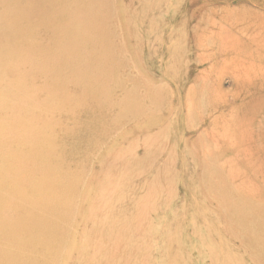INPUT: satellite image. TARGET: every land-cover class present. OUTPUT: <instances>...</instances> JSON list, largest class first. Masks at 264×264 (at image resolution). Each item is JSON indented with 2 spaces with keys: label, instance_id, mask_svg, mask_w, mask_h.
<instances>
[{
  "label": "rangeland",
  "instance_id": "obj_1",
  "mask_svg": "<svg viewBox=\"0 0 264 264\" xmlns=\"http://www.w3.org/2000/svg\"><path fill=\"white\" fill-rule=\"evenodd\" d=\"M143 1L0 0L2 264H264V0Z\"/></svg>",
  "mask_w": 264,
  "mask_h": 264
},
{
  "label": "bare ground",
  "instance_id": "obj_2",
  "mask_svg": "<svg viewBox=\"0 0 264 264\" xmlns=\"http://www.w3.org/2000/svg\"><path fill=\"white\" fill-rule=\"evenodd\" d=\"M1 1L3 2V0H1ZM10 1H11V0H10ZM13 1H14V3L18 2V1L15 2V0H13ZM22 1H23V0H21L20 3H22ZM33 1H36V2H35V3H36V6L40 5L41 3L43 4V6H44V11L47 12L48 14H50V19H49V20H44L45 17H44L43 15H42V17H41V15H40V17H39V16L36 14V12H34L35 10H33V11L31 12V14H32V18H31V19H33V21H31V23H33L36 19H38L37 21H40L39 24L42 25V27H44L45 29H47V31H49L50 33L52 32L51 35H53V33H57L58 31H59V32H60V31L62 32V30H64V28L67 26L68 23H69V24H70V23L72 24V22H67V20H63V19H62V17L65 16V14H67V12L69 11V10H68V6L71 7L70 4H69V2H71V0H33ZM80 1H81V0H80ZM85 1H87V0H85ZM144 1H145V0H144ZM144 1H143V2H144ZM158 1H159V0H158ZM24 2H25V0H24ZM78 2H79V1H78ZM83 2H84V1H83ZM89 2H92V1H89ZM93 2H94V1H93ZM145 2H146V1H145ZM159 2H160V1H159ZM178 2H179V1H178ZM181 2H182V1H181ZM184 2H185V1H184ZM189 2H190V1H189ZM18 3H19V2H18ZM28 3H29V2H28ZM39 3H40V4H39ZM74 3L76 4L75 0H74ZM79 3H80V2H79ZM94 3H96V1H95ZM138 3H139V2H138ZM147 3H151V2H147ZM153 3H155V2H153ZM156 3H157V2H156ZM160 3H161V2H160ZM11 4H12V3H11ZM23 4H25V3H23ZM42 4H41V6H42ZM80 4H81V3H80ZM83 4H84V3H83ZM135 4H136V3H135ZM145 4H146V3H145ZM162 4H163V3H162ZM170 4H171V3H170ZM12 5H13V4H12ZM15 5H16V4H15ZM26 5H27V4H26ZM137 5H138V4H136V6H137ZM150 5H151V4H150ZM154 5H155V4H154ZM4 6H5V5H4ZM4 6H3V7H4ZM13 6H14V5H13ZM18 6L21 7L20 5H17V8H18ZM43 6H42V8H43ZM94 6H95V5H94ZM100 6H101V5H100ZM142 6H143V5H142ZM146 6H148V5L146 4ZM152 6H153V5H152ZM158 6H159V5H158ZM167 6H168V5H167ZM167 6H166V7H167ZM170 6H171V5H170ZM28 7H29V6H28ZM75 7H76V6H75ZM91 7H93V6H91ZM179 7H180V6H179ZM13 8H14V7H13ZM21 8H22V7H21ZM21 8H20V9H21ZM26 8H27V7H26ZM31 8H32V7H31ZM72 8H73V7H72ZM72 8H71L70 10H72ZM132 8H133V7H132ZM142 8H143V7H142ZM146 8H147V7H146ZM150 8H151V7H150ZM152 8H153V7H152ZM158 8H159V7H158ZM190 8H191V7H190ZM20 9H19V10H20ZM27 9H28V8H27ZM32 9H33V8H32ZM73 9H74V8H73ZM75 9H76V8H75ZM78 9H79V8H77V11H78L77 13H79V10H80V9H79V10H78ZM89 9H90V7H89ZM91 9H92V8H91ZM134 9H135V7H134ZM147 9H148V8H147ZM3 10H4V9H3ZM21 10H22V9H21ZM29 10H30V9H29ZM39 10H40V9H39ZM81 10H82V9H81ZM87 10H88V9H87ZM87 10H86V11H87ZM139 10H140V9H139ZM145 10H146V9H145ZM154 10H155V9H154ZM173 10H174V8H173ZM207 10H208V9H207ZM90 11H91V10H90ZM100 11H102V9H101ZM136 11H137V10H136ZM152 11H153V10H152ZM158 11H159V10H158ZM204 11H205V10H204ZM204 11H203V12H204ZM1 12H2V11H1ZM16 12L18 13V10H17V9H16ZM24 12H25V11H24ZM75 12H76V11H75ZM75 12H74L73 14H75ZM134 12H135V11H134ZM147 12H148V11H147ZM149 12H150V11H149ZM230 12H231V11H230ZM230 12H229V13H230ZM232 12H233V11H232ZM37 13L39 14V12H37ZM77 13H76V14H77ZM91 13H92V15H88V14H87V16H89V17H90V16H93V13H94V12L91 11ZM91 13H90V14H91ZM102 13H103V11H102ZM142 13H143V12H142ZM152 13H153V12H152ZM201 13H202V12H201ZM207 13H208V12H207ZM209 13H210V12H209ZM227 13H228V12H227ZM9 14H10V13H9ZM14 14H15V13H14ZM19 14H20V13H19ZM25 14H26V12H25ZM76 14H75V15H76ZM128 14H129V13H128ZM156 14H157V13H156ZM199 14H200V13H198V16H199ZM224 14H225V13H224ZM22 15H23V14H22ZM133 15H134V14H133ZM139 15H140V14H139ZM142 15H143V14H142ZM144 15H145V14H144ZM151 15H153V14H151ZM160 15H161V13H160ZM160 15H158V16H160ZM205 15H206V14H205ZM207 15H208V14H207ZM228 15H229V14H228ZM232 15H233L232 17L235 16L234 14H232ZM20 16H21V14H20ZM67 16H69V15H67ZM83 16H84V15H83ZM99 16H100V15H99ZM116 16H117V15H116ZM162 16H163V15H162ZM194 16H195V15H194ZM194 16H193V17H194ZM210 16H211V14H210ZM21 17H23V16H21ZM76 17H77V16H76ZM94 17H95V13H94ZM132 17H134V16H132ZM141 17H142V16H141ZM154 17H155V16H154ZM204 17H205V16H204ZM235 17H236V16H235ZM2 18H3V17H2ZM8 18H9V17H8ZM18 18H19V16H18ZM42 18H43V20H42ZM69 18H70V16L68 17V19H69ZM80 18H81V17H80ZM99 18H100V17H99ZM126 18H127V17H126ZM152 18H153V16H152ZM157 18H159V17H157ZM190 18H191V17H190ZM208 18H209V17H208ZM29 19H30V18H29ZM29 19H28V20H29ZM70 19H71V18H70ZM89 19H90V18H89ZM95 19H97V17H96ZM139 19H141V18H139ZM142 19H143V18H142ZM1 20H2V19H1ZM20 20H21V18H20ZM80 20H81V19H80ZM90 20H91V19H90ZM99 20H100V19H99ZM128 20H129V19H128ZM130 20L132 21V18H131ZM136 20H137V19H136ZM144 20H145V19H144ZM153 20L155 21V19H153ZM153 20H152V21H153ZM8 21H9V20H8ZM8 21H7V23H8ZM93 21H94V19H93ZM148 21H149V20H148ZM202 21H203V20H202ZM15 22H16V21H15ZM21 22H22V20H21ZM97 22H98V21H97ZM97 22H94V23H97ZM146 22H147V21H146ZM156 22H157V21H156ZM156 22H155V23H156ZM7 23H5V24H7ZM10 23H11V22H10ZM10 23H9V24H10ZM17 23H18V22H17ZM94 23H93V24H94ZM149 23H150V22H149ZM153 23H154V22H153ZM158 23H159V21H158ZM168 23H169V22H168ZM203 23H204V21H203ZM20 24H21V23H20ZM69 24H68V26H69ZM80 24L83 25L84 23L82 22V23H80ZM165 24H166V23H165ZM165 24H164V25H165ZM200 24H201V23H200ZM205 24H206V23H205ZM10 25H12V24H10ZM30 25H31V24H30ZM73 25H74V24H73ZM96 25H97V24H96ZM153 25H154V24H153ZM157 25H158V24H157ZM157 25H156V26H157ZM197 25H198V23H197ZM201 25H202V24H201ZM247 25H248V24H247ZM259 25H260V24H259ZM64 26H65V27H64ZM84 26H86V25H84ZM97 26H98V25H97ZM165 26H166V25H165ZM254 26H255V25H254ZM260 26H261V25H260ZM5 27H6V26H5ZM71 27H73V26L71 25ZM148 27H149V26H148ZM171 27H172V26H171ZM200 27H202V26H200ZM67 28H68V27H67ZM83 28H84V27H83ZM156 28H157V27H156ZM169 28H170V27H169ZM35 29H36V28H35ZM69 29H72V28L69 27ZM92 29H93V28H92ZM147 29H148V28H147ZM170 29H171V28H170ZM170 29H169V30H170ZM199 29H200V28H199ZM252 29H254V27H253ZM256 29H257V27H256ZM38 30H39V29H38ZM98 30H99V28H98ZM98 30H97V32H98ZM249 30H251V29H249ZM94 31H95V29H94ZM208 31H209V30H208ZM244 31H245V28H244ZM257 31H258V29H257ZM259 31H260V30H259ZM35 32H36V31H35ZM65 32H66V34L68 33L66 30H65ZM65 32H64V33H65ZM95 32H96V31H95ZM97 32H96V33H97ZM99 32H100V30H99ZM156 32H157V31H156ZM168 32H169V31H168ZM211 32H212V31H211ZM211 32H210L209 34H212V33H213V32H212V33H211ZM242 32H243V31H242ZM253 32H254V31H253ZM255 32H256V31H255ZM87 33H88V32H87ZM89 33H90V32H89ZM89 33H88V34H89ZM216 33H217V32H216ZM218 33H219V32H218ZM244 33H245V32H244ZM248 33H249V31H248ZM251 33H252V32H251ZM66 34H65V36H66ZM90 34H91V33H90ZM219 34H220V33H219ZM239 34H240V33H239ZM255 34H257V33H255ZM18 35H19V34H18ZM49 35H50V34H49ZM60 35H61V34H60ZM197 35H198V34H197ZM206 35H207V34H206ZM221 35H222V34H221ZM221 35H220V36H221ZM223 35H224V34H223ZM245 35H247V34H245ZM253 35H254V33H253L251 36H253ZM34 36H35V35H34ZM57 36H59V35H57ZM89 36H90V35H89ZM91 36H92V35H91ZM200 36H201V38H202V35H200ZM207 36H208V35H207ZM235 36H236V35H235ZM247 36H248V35H247ZM251 36H250V37H251ZM254 36H255V35H254ZM60 37H61V36H60ZM250 37H249V38H250ZM261 37H262V36H261ZM263 37H264V36H263ZM48 38H50V36H49ZM53 38H54V37H53ZM55 38H56V37H55ZM70 38H71V37H70ZM215 38H216V37H215ZM224 38H225V36H224ZM32 39H33V38H32ZM57 39H58V38H57ZM64 39H65V38H64ZM67 39H68V37H67ZM73 39H74V38H73ZM204 39H205V38H204ZM206 39H207V37H206ZM208 39L210 40L211 38L208 36ZM213 39H214V38H213ZM226 39H229V38H226ZM231 39H232V38H231ZM231 39H229V40H231ZM238 39H239V38H238ZM247 39H248V38H247ZM258 39H260V37H259ZM41 40H42V39H41ZM61 40H63V38L60 39V41H61ZM197 40H198V39H197ZM201 40H202V39H201ZM217 40H218V39H217ZM252 40H253V39H252ZM48 41H49V40H48ZM48 41H47V42H48ZM51 41H52V40L50 39V42H51ZM54 41H55V40H54ZM60 41H59V42H60ZM65 41H66V40H65ZM68 41H69V40H68ZM92 41H93V40H92ZM94 41H95V40H94ZM94 41H93V42H94ZM205 41H206V40H205ZM212 41H214V40H212ZM223 41H224V40H223ZM233 41H234V40H233ZM233 41H232V42H233ZM238 41H239V40H238ZM242 41H243V40H242ZM242 41H241V42H242ZM248 41H249V40H248ZM254 41H255V40H254ZM254 41H253V42H254ZM260 41H264V39H263V40H260ZM57 42H58V41H57ZM57 42H56V43H57ZM96 42H98V41H96ZM96 42H95V43H96ZM200 42H201V41H200ZM200 42H199V43H200ZM221 42H222V39H221ZM225 42H226V40H225ZM241 42H240V43H241ZM250 42H252L251 39H250ZM29 43H30V42H29ZM33 43H34V41H33ZM202 43H203V42H202ZM212 43H213V42H212ZM228 43H229V41H228ZM230 43H231V42H230ZM230 43H229V44H230ZM235 43H236V42H234V44H235ZM257 43H259V42H257ZM263 43H264V42H263ZM45 44L47 45L48 43H45ZM60 44H61V43H60ZM200 44H201V43H200ZM203 44H204V43H203ZM208 44H209V43H208ZM208 44H207V45H208ZM217 44H218V43H217ZM219 44H220V43H219ZM237 44H239V43H237ZM237 44H236V45H237ZM254 44H255V43H254ZM51 45H52V44H51ZM53 45L56 46V44H54V42H53ZM213 45H214V44H213ZM223 45H224V44H223ZM225 45H226V44H225ZM231 45H232V43H231ZM241 45H242V44H241ZM248 45H249V44H248ZM48 46H49V44H48ZM204 46H205V45H204ZM221 46H222V45H221ZM93 47H94V46H93ZM219 47H220V46H219ZM230 47H232V46H230ZM230 47H229V48H230ZM261 47H262V46H261ZM64 48H65V47H64ZM95 48H96V47H95ZM253 48L255 49L254 45H253ZM258 48H259V47H258ZM51 49H52V48H51ZM224 49H225V48H224ZM226 49H227V48H226ZM230 49H231V48H230ZM232 49H233V48H232ZM222 50H223V49H222ZM222 50H221V51H222ZM243 50H244V49H243ZM256 50H257V49H256ZM42 51H43V50H42ZM71 51H72V50H70V52H71ZM223 51H224V50H223ZM254 52H255V51H254ZM256 53H257V51H256ZM256 53H255V54H256ZM46 54H47V53H45V55H46ZM42 55H43V53H42ZM93 55H94V54H93ZM247 55H248V54H247ZM251 56H252V55H251ZM259 56H260V55H259ZM50 57H51V55H50ZM32 59H33V58H32ZM32 59H31V60H32ZM46 61H47V59H46ZM50 61H51V60H50ZM50 61H49V62H50ZM54 61H55V60H54ZM51 63H52V62H51ZM57 64H58V63H57ZM58 65H59V64H58ZM71 68H73V67H71ZM75 68H76V67H75ZM52 69H53V68H52ZM56 69H57V68H56ZM73 69H74V68H73ZM83 69H85V68H83ZM86 69H87V68H86ZM86 69H85V70H86ZM101 69H102V68H101ZM101 69H100V70H101ZM53 70H54V69H53ZM74 70H75V71H77V70L79 71L80 69L78 68L77 70H76V69H74ZM69 71H70V70H69ZM78 71H77V72H78ZM71 72H72V71H71ZM73 72H74V71H73ZM80 72H81V71H80ZM82 72H84V71H82ZM66 73H67V74H66ZM66 73H65V75H68V72H66ZM70 74H72V73L69 72V75H70ZM74 74H75V73H74ZM71 76H72V75H71ZM66 77H67V76H65V78H66ZM69 77H70V76H69ZM69 77H67V78H69ZM74 77H75V76H74ZM246 77H247V76H246ZM71 78H72V77H71ZM247 78L250 79L249 76H248ZM65 80H66V79H65ZM62 81H63V80H62ZM62 81H61V82H62ZM63 82H65V81H63ZM68 82H69V81H68ZM72 86H73V85H72ZM83 87H84V86H83ZM200 98H201V97H200ZM198 100H199V98H198ZM196 102H197V101H196ZM199 104H200V101H199ZM205 106H206V105H205ZM207 106H208V105H207ZM198 107H199V106H198ZM197 109H198V108H197ZM200 109H201V108H200ZM201 110H202V109H201ZM203 111H204V110H203ZM233 111H234V110H233ZM197 112H198V110H197ZM200 112H201V111H200ZM236 112H237V111H236ZM251 112H252V111H251ZM233 114H234V113H233ZM201 115H202V114H201ZM199 116H200V115H199ZM220 118H221V117H220ZM220 118H219V119H220ZM227 118H228V117H227ZM229 118H230V117H229ZM248 118H249V117H248ZM191 119H192V118H191ZM206 119H207V118H206ZM216 119H217V118H216ZM200 120H201V119H200ZM224 120H225V119H224ZM192 121H193V119H192ZM198 121H199V120H198ZM221 121H222V120H221ZM230 121H231V120H230ZM207 122H208V121H207ZM211 122H212V121H211ZM214 122H215V121H214ZM226 122H227V121H226ZM246 122H247V121H246ZM232 123H233V122H232ZM239 123H240V122H239ZM232 125H233V124H232ZM196 126H197V125H196ZM209 127H210V129H211V126H209ZM223 127H224V126H223ZM227 127H228V126H227ZM235 127H236V126H235ZM221 128H222V126H221ZM201 129H202V127H201ZM210 129H209V130H210ZM212 130H213V129H212ZM210 131H211V130H210ZM221 131H222V129H221ZM199 132H200V130H199ZM214 132H215V131H214ZM222 132H224V131H222ZM239 132H240V131H239ZM252 133H253V131H252ZM220 134H221V133H219V135H220ZM240 134H241V133H240ZM249 134H250V133H249ZM200 135H201V134H200ZM210 135H212V134H210ZM255 135H256V134H255ZM223 136H224V134H223ZM197 137H198V135H197ZM218 137H219V136H218ZM233 137H234V136H233ZM249 137H250V136H249ZM198 138H199V137H198ZM213 138H215V137H213ZM227 138H228V136H227ZM251 138H252V137H251ZM210 139H211V138H210ZM215 139H216V138H215ZM215 139H214V140H215ZM220 139H221V137H220ZM232 139H233V138H232ZM249 139H250V138H249ZM211 140H212V139H211ZM212 141H213V140H212ZM230 141H231V140H230ZM199 144H200V143H199ZM214 144H215V143H214ZM214 144H213V145H214ZM254 144H255V143H254ZM4 145H5V144H4ZM192 145H193V144H192ZM203 145H204V144H203ZM213 145H212V146H213ZM217 145H218V143H217ZM227 145H229V144H227ZM204 146H205V145H204ZM214 146H215V145H214ZM229 146H230V145H229ZM244 146H245V145H244ZM244 146H243V149H241V147H240L241 151L244 150V148H245ZM255 146H256V148H257V146L259 147V145H256V144H255ZM2 147H3V146H2ZM217 147H218V146H217ZM249 147H250V146H249ZM189 148H191V145H190ZM193 148H194V147H193ZM193 148H192V149H193ZM199 148H200V147H199ZM203 148H204V147H203ZM254 148H255V147H254ZM260 148H261V147H260ZM204 149H205V148H204ZM246 149H247V148H246ZM189 150H190V149H189ZM201 150H202V149H201ZM206 150H207V149H206ZM217 151H218V150H217ZM236 151H237V150H236ZM28 152H30V151H28ZM201 152H202V151H201ZM206 152H207V151H206ZM234 152H235V151H234ZM260 152H262V150H261ZM219 153H220V152H219ZM219 153H218V154H219ZM238 153H239V152H238ZM263 153H264V152H263ZM21 154H22V153H21ZM200 154H201V153H200ZM243 154H244V153H243ZM249 154H250V151H249ZM12 155H13V154H12ZM193 155H194V154H193ZM208 155H209V154H208ZM236 155H237V153H236ZM262 155H263V154H262ZM189 156H190V155H189ZM191 156H192V155H191ZM202 156L204 157V155H202ZM230 156H231V155H230ZM243 156H244V155H243ZM248 156H249V155H248ZM12 157H13V156H12ZM18 157H19V156H18ZM186 157H188V156H186ZM196 157H197V156H196ZM196 157H193V156H192V158H193L192 160H194V158H196ZM10 158H11V157H10ZM22 158H23V157H22ZM204 158H206V157H204ZM207 158H208V157H207ZM237 158H238V157H237ZM244 158H245V156H244ZM196 159H197V158H196ZM222 159H223V158H222ZM227 159H228V158H227ZM227 159H226V161H227ZM230 159H231V158H230ZM15 160H17V159H15ZM187 160H188V158H187ZM200 160H201V158H200ZM247 160H248V159H247ZM253 160H254V159H253ZM190 161H191V160H190ZM223 161H224V160H223ZM231 161H235V160H231ZM22 162H23V161H22ZM192 162H193V161H192ZM194 162H195V161H194ZM217 162H218V161H217ZM220 162H221V161H219L218 163H220ZM24 163H25V162H24ZM201 163H203V162L201 161ZM251 163H252V162H251ZM259 163H260V161H259ZM40 164H41V162H40ZM197 164H198V163H197ZM199 164H200V163H199ZM221 164H222V162H221ZM230 164H231V162H230ZM230 164H229V165H230ZM248 164H249V162H248ZM193 165H194V163H193ZM202 165H203V164H202ZM210 165H212V164H210ZM258 165H259V164H258ZM222 166H223V164L221 165V167H222ZM256 166H257V165L254 166L255 169H256ZM47 167H48V166H47ZM213 167H214V166H213ZM230 167H231V166H230ZM232 167H233V166H232ZM238 167H239V166H238ZM238 167L235 166V168H238ZM254 167H253V168H254ZM258 167H260V166H258ZM198 168H199V167H198ZM206 168H207V167H206ZM209 168H210V166H209ZM253 168H252V169H253ZM211 169H213V168H211ZM219 169H221L220 166H219ZM227 169H228V168H227ZM230 169H231V168H230ZM263 169H264V168H263ZM19 170H20V169H19ZM221 170H223V169H221ZM234 170L236 171L237 169H234ZM13 171H14V169H13ZM15 171H16V170H15ZM200 171H201V170H200ZM209 171H210V170H209ZM228 171H230V170L228 169ZM232 171H233V170H232ZM232 171H231V173H232ZM237 171H238V170H237ZM19 172H20V171H19ZM213 172H214V170H213ZM221 172H222V171H221ZM251 172H252V171H251ZM259 172H260V171H259ZM223 173H224V172H223ZM227 173H228V172H227ZM229 173H230V172H229ZM229 173H228V174H229ZM241 173H242V172H241ZM235 174H236V173H235ZM237 174H238V173H237ZM237 174H236V175H237ZM251 174H253V173H251ZM254 174H255V173H254ZM16 175H17V174H16ZM200 175H201V174H200ZM215 175H216V173H215ZM225 175L229 177V175H227V174H225ZM232 175H233V174H232ZM232 175H230V176H232ZM242 175H244V174H242ZM6 176H7V175H6ZM237 176H238V175H237ZM247 176H248V175H247ZM10 177H11V176H10ZM208 177H209V172H208ZM234 177L236 178V176H234ZM234 177H232V179H233ZM246 178H247V177H246ZM46 179H47V178H46ZM226 179H227V178H226ZM242 179H243V178H242ZM242 179H241V180H242ZM7 180H8V179H7ZM9 180H10V179H9ZM20 180H21V179H20ZM47 180H48V179H47ZM214 180H215V179H214ZM248 180L250 181V179H248ZM262 180H263V179H262ZM0 181H1V180H0ZM18 181H19V180H18ZM52 181H53V180H52ZM170 181H171V180H170ZM195 181H196V180H195ZM199 181H200V180H199ZM230 181H232V180H230ZM242 181H243V180H242ZM246 181H247V179H246ZM8 182H9V181H8ZM213 182H215V181H213ZM227 182H228V181H227ZM250 182H251V181H250ZM253 182H254V181H253ZM30 183H31V182H30ZM163 183H164V182H163ZM196 183L198 184V180L196 181ZM196 183H195V184H196ZM230 183H231V182H230ZM233 183H234V182H233ZM242 183H244V182H242ZM261 183H264V182L261 181ZM5 184H6V183H5ZM201 184H203V183H201ZM221 184H222V183H221ZM228 184H229V183H228ZM246 184H247V183H246ZM17 185H18V184H17ZM162 185H163V184H162ZM167 185H168V184H167ZM203 185H204V184H203ZM219 185H220V184H219ZM231 185H233V184L231 183ZM231 185H229V186H231ZM240 185H243V184H240ZM244 185H245V184H244ZM257 185H258V184H257ZM7 186H8V185H7ZM20 186H21V185H20ZM164 186H165V185H164ZM199 186H200V185H199ZM201 186H202V185H201ZM213 186L215 187L214 184H213ZM233 186H234V185H233ZM233 186H232V188H234ZM16 187H17V186H16ZM18 187H19V186H18ZM18 187H17V188H18ZM202 187H203V186H202ZM251 187H252V186H251ZM255 187H256V185H255ZM31 188H32V187H31ZM161 188H162V186H161ZM199 188H201V187H199ZM238 188H239V187H238ZM256 188H257V187H256ZM19 189H20V188H19ZM219 189H220V188H219ZM241 189H242V188H241ZM244 189H245V188H244ZM216 190L218 191V189H216ZM235 190H236V189H235ZM242 190H243V189H242ZM242 190H241V191H242ZM248 190H249V189H248ZM248 190H247V191H248ZM250 190H251V189H250ZM254 190H255V189H254ZM213 191H214V190H213ZM227 191H228V190H227ZM233 191H234V189H233ZM238 191H239V190H238ZM245 191H246V190H245ZM256 191H257V189H256ZM211 193H212V192H211ZM235 193H236V192H235ZM246 193H249V192H246ZM252 193H253V192H252ZM207 194H208V193H207ZM239 194H240V193H239ZM250 194H251V193H250ZM215 195H216V194H215ZM219 195H220V194H219ZM226 195H227V194H226ZM232 195H233V194H232ZM236 195H238V194L236 193ZM253 196H254V195H253ZM12 197H13V196H12ZM208 197H209V194H208ZM210 197H211V196H210ZM217 197H218V195H217ZM219 197H220V196H219ZM236 198H237V197H236ZM238 198L240 199V197H238ZM254 199H255V198H254ZM256 199H257V198H256ZM4 200H5V199H4ZM12 200H13V198H12ZM252 201H253V200H252ZM3 202H4V201H3ZM14 203H15V202H14ZM259 203H260V202H259ZM9 207H10V206H9ZM225 207H226V206H225ZM224 209H225V208H224ZM248 209H249V208H248ZM248 209H247V210H248ZM9 210H10V209H9ZM232 210H233V209H232ZM205 211H207V210H205ZM249 211H250V210H249ZM20 217H21V216H20ZM24 219H26V218H24ZM255 220H256V219H255ZM22 221H23V220H22ZM15 223H16V222H15ZM236 223H237V221H236ZM249 223H250V222H249ZM253 224H254V222H253ZM238 225H239V224H238ZM19 226H21V225H19ZM254 226H255V225H254ZM3 227H4V226H3ZM8 227H9V226H8ZM239 227L242 228L241 226H239ZM20 228H21V227H20ZM251 228H252V226H251ZM20 233H21V232H20ZM13 234H14V233H13ZM250 234H251V233H250ZM251 236H253V235H251ZM4 237H5V236H4ZM11 238H12V237H11ZM248 239H249V238H248ZM263 240H264V239H263ZM260 241H261V240H260ZM250 242H251V241H250ZM257 242H259V240H257ZM251 243H252V242H251ZM251 243H250V245H252ZM262 243H263V242H261V244H262ZM257 245H258V244H257ZM261 247H262V246L260 245V248H261ZM263 247H264V245H263ZM227 251H228V249H227ZM256 252H257V251H256ZM263 252H264V251H263ZM259 253H260V252H259ZM227 254H228V253H227ZM257 254H258V252H257ZM262 255H263V253H262ZM0 256H1V255H0ZM232 256H233V255H232ZM263 257H264V256H263ZM233 258L236 259V257H233ZM235 259H234V260H235ZM1 260H3V259H0V261H1ZM7 261H8V260H7ZM0 263L2 264L3 261H1ZM232 263H233V262H232Z\"/></svg>",
  "mask_w": 264,
  "mask_h": 264
}]
</instances>
